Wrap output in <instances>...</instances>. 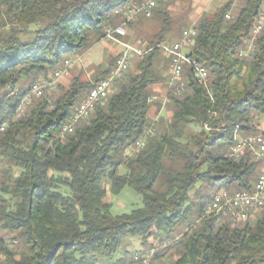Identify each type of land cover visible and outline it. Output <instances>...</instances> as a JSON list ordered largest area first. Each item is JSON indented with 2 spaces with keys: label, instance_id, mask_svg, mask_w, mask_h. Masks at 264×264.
<instances>
[{
  "label": "trees",
  "instance_id": "16d2710c",
  "mask_svg": "<svg viewBox=\"0 0 264 264\" xmlns=\"http://www.w3.org/2000/svg\"><path fill=\"white\" fill-rule=\"evenodd\" d=\"M131 1L0 0V125L14 113L18 94L102 41L107 28L121 25L115 12ZM257 1L246 0L237 12L225 5L192 27L189 55L207 69L208 84H198L186 70V92L167 96L171 119L132 154L128 148L157 125L148 117L151 86L160 81L154 71L156 57L163 56L158 48L144 56L137 74L117 80L115 93L72 133L59 131L95 82L57 86L8 123L0 133V264H97L126 238L145 243L183 230L174 264H264V211L236 226L205 215L217 191L250 190L261 169L250 152L227 156L236 127L257 134L264 119V31L251 57L237 56ZM152 17L161 18V29L147 48L163 44L169 31L166 10ZM121 166L124 175L117 174ZM106 182L115 195L131 188L143 206L113 216L104 202ZM198 183L207 191L193 207L189 192Z\"/></svg>",
  "mask_w": 264,
  "mask_h": 264
},
{
  "label": "built area",
  "instance_id": "2783aa9c",
  "mask_svg": "<svg viewBox=\"0 0 264 264\" xmlns=\"http://www.w3.org/2000/svg\"><path fill=\"white\" fill-rule=\"evenodd\" d=\"M155 6L156 0H146L127 4L116 10L115 13L120 15L124 21L115 28H107L104 36L105 40L112 41L121 47V51L116 56L114 67L106 77L95 82L87 95L78 103L69 122L61 127L59 131L60 136L72 133L75 126L81 121H84L94 111L97 104H100L109 96L114 82L122 79L126 75L130 70L133 60H142L147 53L155 48H158L167 60L169 71L167 86L175 95H182L187 90L186 77L184 76L186 70L195 82L202 86H207L209 81L207 69L189 55L191 47L193 46V39L196 36V31L193 28L182 31L177 41L163 43L152 48H147V46H134L121 40V38L127 35V24L137 16L149 15ZM225 18L229 19V16L226 15ZM263 31L264 0H258L254 24L249 38L245 43V47L237 53L239 58H248L253 55L255 41ZM79 62V56L65 59L63 67L53 72L49 79H40L34 82L25 93L18 94L15 116H11L8 121L0 125V133L5 131L10 121L20 120L25 115L27 108L35 100L47 94H52L57 88L58 81L67 76V73L76 67ZM155 98V96L150 97L149 102H153ZM155 132V128L150 127L144 132V136H153ZM144 145V139H139L128 148L127 152L132 154L143 148ZM246 152H250L256 161L264 163V130L257 134L240 135V132L233 133V145L227 156L230 159H239ZM263 208L264 167L260 170L250 190L229 191L227 189H220L218 194H214L212 203L206 210L205 215H212L216 220L225 218L230 222L239 223L246 221L252 213ZM142 263L148 264V261L143 260Z\"/></svg>",
  "mask_w": 264,
  "mask_h": 264
},
{
  "label": "rangeland",
  "instance_id": "374dc122",
  "mask_svg": "<svg viewBox=\"0 0 264 264\" xmlns=\"http://www.w3.org/2000/svg\"><path fill=\"white\" fill-rule=\"evenodd\" d=\"M182 1L185 6V8H183V11L185 10L184 13L188 11V14H189L190 1L189 0H182ZM172 5H173V2H172ZM168 6L169 5L164 3L163 0H156L155 11H158L160 9L166 10V12L168 13L170 17L169 24H168L169 32H171L172 35H174L171 40L177 41L180 38L182 31L185 29H189L190 25L187 26L182 22L184 18L180 12L169 9ZM228 16L230 18L231 15L228 14ZM144 18L146 17H139V19H144ZM136 19L138 18L136 17ZM152 19L159 21V23L161 24V21H162L161 18L158 19V18L152 17ZM147 21H149V25L152 26L151 29L149 30H153L149 34L150 35L149 39L148 38L146 39V37L143 38L142 35H140L141 37L136 36V32L133 31L134 24H133V21H131L126 26V32L128 33V35L126 36V38H124V40L128 42H133L134 39H136V40L147 41L148 43L155 41L156 38L154 36L161 29V25L158 26L155 24V22L150 24V21L152 22L150 18ZM98 43H100L103 48H100L98 50L99 52L97 54L95 64H93L91 68H86V69L85 68L75 69L74 67L71 71L67 73V76L63 77L60 81H58L57 86L59 89L60 88L67 89L70 85H72L74 79H77L79 82L87 81L89 83H93V82H96V80H100V77H99L100 73L104 71L107 67L111 66L115 57L117 56L116 55L117 50L113 46V44L110 43V41L105 40L104 38L102 39V41ZM96 44H94L92 47L95 48ZM140 61L141 60H133L131 63L130 70L126 73L125 76L130 75V74H137L138 64L140 63ZM154 64H155L154 71L159 76L160 81L151 86V96H155L156 98L152 102L153 108L148 118L151 122L156 121L155 123L157 125H154L155 130H156L154 135H156L158 131H161L162 129L165 128V126L167 125V122L171 119L172 111L167 102L168 100L167 96L170 92L167 86V82L169 80V71H168L164 56L158 55L156 57ZM115 82H114L113 89L110 92L109 96L115 93L116 91ZM155 88H159L161 90L155 91L153 90ZM258 126H259V132L264 130V119L260 120ZM189 130H191L192 132L193 131L197 132L199 131V127L191 126L189 127ZM238 131H239V128H238ZM154 135L146 137L144 141H146L147 143L148 139H150L151 137H154ZM260 166L262 169L264 167V163L260 162ZM261 169H258V171ZM117 174L118 175L126 174V168L124 166L119 167L117 170ZM103 188L106 192L104 202L110 205V213L113 216L129 214L131 211L135 209H139L143 206L142 196L136 193L134 190H132L129 187L123 188L120 191V193L116 195L110 192L109 184L107 182L103 183ZM65 191L67 193V190ZM206 191H207V187L205 184L203 183L196 184L189 192L191 206L193 207L198 206L199 198L202 197L204 194H206ZM215 191H216L215 188L212 189L211 190L212 194ZM211 192L210 193L208 192L210 196H212ZM205 209H208V205H207V208ZM263 211L264 209L252 213L251 220H253L258 214L262 213ZM243 223L244 222L242 223L235 222L233 223V225L235 226L242 225ZM175 233L176 234H174L172 238L170 239H166L165 237H161V236L156 237L153 235L149 237L145 243H142L141 239L137 237L126 238L122 242L120 249L115 254H113L111 257L100 255L98 257L97 264H114L118 260L122 261V263L124 264H139L138 263L139 260H142V259L147 260L148 264H174V262L176 261L178 257V253L181 249V246H179L177 242L183 238L182 236L185 233V230L180 232V234L177 232ZM135 258H137V260Z\"/></svg>",
  "mask_w": 264,
  "mask_h": 264
},
{
  "label": "crops",
  "instance_id": "0c3cea01",
  "mask_svg": "<svg viewBox=\"0 0 264 264\" xmlns=\"http://www.w3.org/2000/svg\"><path fill=\"white\" fill-rule=\"evenodd\" d=\"M142 1H146V0H132L131 3L133 2H142ZM164 3H166L167 5H169V9L172 10H176L178 12H180L183 15V23L185 25H190L189 29L192 28L201 17L204 16H212L213 14H215L217 12V10H219L220 8H222L225 5L230 4L231 6V10L234 12H237L239 9H241L246 0H189L190 1V10H189V14L188 11H186L184 13L183 8H185L184 3L182 0H163ZM173 2V5H172ZM155 11V8L152 9L151 13L149 15H141V16H137L138 19H133V31L136 32V36L141 37L140 35H142V37H146V39L150 38V32L153 30H149L151 29L152 26L149 25V18L151 17L152 13ZM229 15H231V13H229ZM139 17H146L144 19H139ZM152 22L150 21V24L155 22L156 25H161L159 23V21H156L155 19H152ZM132 24V23H131ZM155 25V26H156ZM188 30V29H185ZM184 31V30H183ZM127 33V32H126ZM131 33V32H130ZM128 35V33H127ZM126 35V36H127ZM123 37L121 38V40L123 42L132 44L134 46H139V47H143V46H147L148 42L147 41H142V40H136L134 39L133 42H128L126 40H124ZM174 35H172L171 32H167L163 35L164 38V43H172L171 41H176V40H171L173 38ZM111 44H113V46L116 48L117 53L116 55L121 51V47L118 46L117 44H115L114 42L110 41ZM100 48H103L102 45L100 43L96 44V47H91L88 51H86L83 55L80 56V62L79 64L75 67L80 69V68H91L93 66V64H95V60L98 54V50ZM100 64V63H99ZM98 65V63H97ZM101 74V73H100ZM100 77V75H99ZM101 79V77H100ZM155 91H160L161 89L159 88H155L153 89ZM240 135H245L240 133Z\"/></svg>",
  "mask_w": 264,
  "mask_h": 264
},
{
  "label": "bare ground",
  "instance_id": "6f19581e",
  "mask_svg": "<svg viewBox=\"0 0 264 264\" xmlns=\"http://www.w3.org/2000/svg\"><path fill=\"white\" fill-rule=\"evenodd\" d=\"M12 116H15V110H14V113L12 114ZM152 125H153V124H152ZM238 132H239V131H238V127H236L234 133H238ZM215 194H218V191H217Z\"/></svg>",
  "mask_w": 264,
  "mask_h": 264
}]
</instances>
